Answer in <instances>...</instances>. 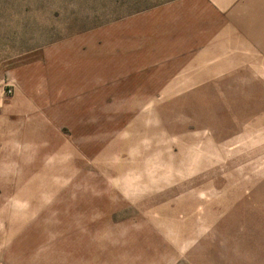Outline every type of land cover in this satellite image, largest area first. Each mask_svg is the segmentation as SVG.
Here are the masks:
<instances>
[{"label": "rangeland", "instance_id": "obj_1", "mask_svg": "<svg viewBox=\"0 0 264 264\" xmlns=\"http://www.w3.org/2000/svg\"><path fill=\"white\" fill-rule=\"evenodd\" d=\"M0 264H264V0H0Z\"/></svg>", "mask_w": 264, "mask_h": 264}]
</instances>
